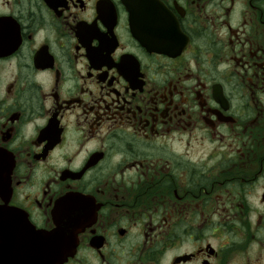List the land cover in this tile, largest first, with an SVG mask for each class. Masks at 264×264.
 Returning <instances> with one entry per match:
<instances>
[{"label": "flooded vegetation", "instance_id": "af4514ba", "mask_svg": "<svg viewBox=\"0 0 264 264\" xmlns=\"http://www.w3.org/2000/svg\"><path fill=\"white\" fill-rule=\"evenodd\" d=\"M0 264H264V0H0Z\"/></svg>", "mask_w": 264, "mask_h": 264}, {"label": "water", "instance_id": "95a60500", "mask_svg": "<svg viewBox=\"0 0 264 264\" xmlns=\"http://www.w3.org/2000/svg\"><path fill=\"white\" fill-rule=\"evenodd\" d=\"M11 219L14 221L13 228L20 230L34 229L28 220L20 215H13ZM56 219V228L42 236L45 258L41 260L35 258L34 264H62L66 258L74 252L76 246V233L71 229L64 228L59 216H57ZM0 220L2 222L6 220L4 214L1 216ZM34 232L35 237L40 236L39 234L37 235L36 231Z\"/></svg>", "mask_w": 264, "mask_h": 264}]
</instances>
